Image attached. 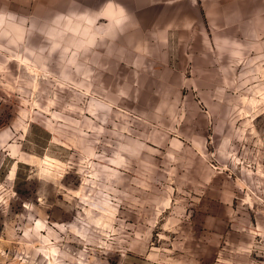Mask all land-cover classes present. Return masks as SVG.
<instances>
[{"label": "rangeland", "instance_id": "374dc122", "mask_svg": "<svg viewBox=\"0 0 264 264\" xmlns=\"http://www.w3.org/2000/svg\"><path fill=\"white\" fill-rule=\"evenodd\" d=\"M217 1L228 57L170 72L0 0V264H264V0Z\"/></svg>", "mask_w": 264, "mask_h": 264}, {"label": "crops", "instance_id": "0c3cea01", "mask_svg": "<svg viewBox=\"0 0 264 264\" xmlns=\"http://www.w3.org/2000/svg\"><path fill=\"white\" fill-rule=\"evenodd\" d=\"M86 0L87 11H80L82 20L97 25V36L120 40V46L129 47L131 56L145 53L153 62H161L168 71L178 67L172 63L198 62L201 68L228 57V21L241 15H228V2L204 0L205 20L201 22L199 2L191 0L189 6L181 0ZM84 3V4H83ZM70 12L85 6V0H64ZM74 9V10H73ZM202 25L205 34H202ZM197 36V37H196ZM119 41V42H120ZM129 56V61L133 57ZM141 58L138 57L140 62ZM136 66L138 64L136 63ZM173 76V74L169 75Z\"/></svg>", "mask_w": 264, "mask_h": 264}]
</instances>
